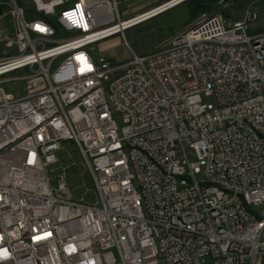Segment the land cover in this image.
I'll return each mask as SVG.
<instances>
[{"label":"built area","instance_id":"built-area-1","mask_svg":"<svg viewBox=\"0 0 264 264\" xmlns=\"http://www.w3.org/2000/svg\"><path fill=\"white\" fill-rule=\"evenodd\" d=\"M29 2L0 11V264H264V29L210 12L116 64L117 0ZM64 142L94 202L50 176Z\"/></svg>","mask_w":264,"mask_h":264},{"label":"rangeland","instance_id":"rangeland-1","mask_svg":"<svg viewBox=\"0 0 264 264\" xmlns=\"http://www.w3.org/2000/svg\"><path fill=\"white\" fill-rule=\"evenodd\" d=\"M7 1L8 0H3ZM71 1V0H68ZM121 18L127 19L146 12L170 0H117ZM191 0L181 1L163 12L139 22L118 35L98 42L94 45L96 54L109 58L114 63H123L132 58V52L137 56H143L154 50L177 31L189 26L202 15L207 13H219L225 18L227 26H231L235 20L247 18L249 25L256 29H264V0H219L210 10L201 11L191 15L189 12ZM25 8H32L29 0H21ZM22 74L17 71L8 74L16 77ZM7 76V75H5ZM17 86V92L21 93L22 81L8 83L6 86L13 89ZM212 103V100L205 99ZM114 119L120 130L123 126L122 115L114 113ZM63 149L58 152L59 163L50 166V176L57 175L62 167H66V186L76 199L85 195L86 200L94 202V182L85 170L83 159L75 144L64 142ZM188 158L196 159L192 149H187ZM199 176V175H198ZM202 264H213V260L206 256Z\"/></svg>","mask_w":264,"mask_h":264},{"label":"trees","instance_id":"trees-1","mask_svg":"<svg viewBox=\"0 0 264 264\" xmlns=\"http://www.w3.org/2000/svg\"><path fill=\"white\" fill-rule=\"evenodd\" d=\"M219 0H191L189 6V12L191 15L195 13H199L201 11L210 10V8L218 3ZM17 3L25 8L21 0H17ZM27 11V15L29 17L32 16L33 8H25ZM53 22V21H52ZM54 23V22H53Z\"/></svg>","mask_w":264,"mask_h":264},{"label":"bare ground","instance_id":"bare-ground-1","mask_svg":"<svg viewBox=\"0 0 264 264\" xmlns=\"http://www.w3.org/2000/svg\"><path fill=\"white\" fill-rule=\"evenodd\" d=\"M179 1L180 0H170V2L165 4L164 6H161V5L164 4L165 2L162 3L161 5L155 7V8H152V9L146 11V12H143L141 14H137L135 16V19H137V20H135L136 24H138L141 21H144L145 19L147 20V18L155 16L159 12L164 11V10H166V9L176 5V4H179ZM123 27H126V25L123 26ZM123 27L121 25H118V27H117L118 30L117 31H119V29H123ZM114 28H116V27H114Z\"/></svg>","mask_w":264,"mask_h":264},{"label":"crops","instance_id":"crops-1","mask_svg":"<svg viewBox=\"0 0 264 264\" xmlns=\"http://www.w3.org/2000/svg\"><path fill=\"white\" fill-rule=\"evenodd\" d=\"M8 9V4L6 1L0 0V11H6ZM11 32V25L10 20L8 16H4L0 20V35L5 37L6 35H9ZM5 47L0 44V56L3 55L5 52Z\"/></svg>","mask_w":264,"mask_h":264},{"label":"water","instance_id":"water-1","mask_svg":"<svg viewBox=\"0 0 264 264\" xmlns=\"http://www.w3.org/2000/svg\"><path fill=\"white\" fill-rule=\"evenodd\" d=\"M180 1H184V0H180ZM14 50V49H13Z\"/></svg>","mask_w":264,"mask_h":264}]
</instances>
